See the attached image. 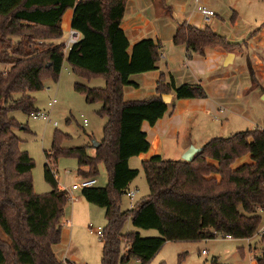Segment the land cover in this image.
Listing matches in <instances>:
<instances>
[{"label": "trees", "instance_id": "obj_1", "mask_svg": "<svg viewBox=\"0 0 264 264\" xmlns=\"http://www.w3.org/2000/svg\"><path fill=\"white\" fill-rule=\"evenodd\" d=\"M128 0H0V64L11 66L0 73V264H72L59 261L53 248L62 238V220L70 197L58 186L45 166V179L53 191H34L33 159L20 151L15 131L25 129L10 113H38L33 93L44 90V81H58L65 62L73 73L87 80L103 78L105 88L76 84L87 104H101L98 117L105 119L100 146L75 149L61 147L69 137L56 131L49 161L74 157L83 178H95L103 166L109 176L107 188L82 191L90 204L105 210L101 264H129L133 259L149 264L168 243H197L218 237L250 240L260 230L264 210V130L241 132L209 141L192 162L154 156L142 163L149 196L130 211L121 210V199L140 175L129 161L151 149L147 123L155 127L172 115L182 100H205L201 85L177 86L175 78L163 75L156 85L157 97L126 102L124 89L139 86L134 76L158 71L163 45L143 40L132 47L121 28ZM73 10L72 29L81 35L67 55L62 20ZM171 14V12H170ZM264 28V22L251 37ZM174 45L187 47L190 55L205 56L206 50L231 51L239 46L211 28L185 24ZM43 47V50H38ZM252 84L257 77L251 65ZM163 95L174 96L172 104ZM18 96V98H17ZM95 154L90 155L89 151ZM250 156V163H237ZM88 172H85V170ZM128 220L140 231L155 230L158 238H143L139 232L124 234ZM262 249L256 264H264ZM126 247L127 251H124ZM212 264H219L218 260Z\"/></svg>", "mask_w": 264, "mask_h": 264}, {"label": "rangeland", "instance_id": "obj_2", "mask_svg": "<svg viewBox=\"0 0 264 264\" xmlns=\"http://www.w3.org/2000/svg\"><path fill=\"white\" fill-rule=\"evenodd\" d=\"M200 1L205 5V2L209 1L210 5L207 6L217 15L211 22V29L224 37L230 45L239 46L227 51L231 54L241 51L244 41L250 40L251 34L260 27L261 19H264V0ZM187 2L188 15L195 12V22L200 26H205L206 24L201 22L197 12L196 1L188 0ZM163 46L167 47L165 43ZM43 49V47H39L38 50ZM243 56L245 57L246 54L243 53ZM181 67L183 68V66ZM9 69L11 66L0 64V73L9 71ZM76 84L89 88H105L103 78L90 80L82 78L73 73L69 64L65 62L57 82L52 78H47L44 81V90L31 94L35 99L36 109L39 113L47 116L48 121L34 120L30 115L21 112H13L9 116L25 128L16 130L15 133L21 141L20 151L28 153L35 163L31 174L35 193L46 195L53 191L52 185L45 179V166H48L58 182L59 188L65 190L71 197L65 211L64 222H62L61 242L53 248L57 259L62 262L71 260L75 264H101L102 239L92 233L90 228H102L103 230L106 228L105 210L88 203L82 197L81 191L71 192V187L83 179L76 158L62 157L58 161L47 159V154L52 150L56 131L69 137L61 145L64 149L81 148L88 143V146H92L93 142L99 143L103 139L106 120L97 115L102 105L87 104L85 97L75 90ZM262 93L263 90L260 87L252 86L250 75L240 74L237 76L233 88L224 91V96L219 92L213 93L216 101L223 99L221 106H224V109H221L222 112L219 111L215 116L198 113L197 118L191 119L192 123L186 122L187 125L181 128L177 138L163 137L161 148L163 158L180 161L184 154L179 156L175 153L180 146L188 147V150L191 147L203 148L205 143L207 144L215 138H228L256 129L264 130V95L262 96ZM53 101L57 103L55 106L49 107ZM204 120L207 121L203 122ZM55 124L58 126L55 127ZM130 166L131 169L139 170L140 175L130 187V191L137 190L135 201L132 202L127 195L121 199L120 206L124 212L133 210L150 194L142 164L135 159ZM99 171L96 177L98 182L96 187L107 188L109 176L103 167H100ZM259 215L261 216L260 230L250 240H228L218 237L214 240L197 243H168L149 264H212L216 260L219 264H255V254L260 255L262 249L260 239L264 231V210ZM66 221L70 223L65 225ZM135 232H139L143 238L160 237L155 230L140 231L135 229L132 221L128 220L123 233ZM0 239L5 240L1 228ZM249 248H253V252ZM124 251H127L126 247ZM204 251L207 253L205 256L203 255ZM129 264L142 263L133 259Z\"/></svg>", "mask_w": 264, "mask_h": 264}, {"label": "crops", "instance_id": "obj_3", "mask_svg": "<svg viewBox=\"0 0 264 264\" xmlns=\"http://www.w3.org/2000/svg\"><path fill=\"white\" fill-rule=\"evenodd\" d=\"M187 1L188 0H128L127 2L121 28L131 43L129 52L131 53L132 47L143 40H153L156 44L160 42L162 45L165 43L167 47L164 48L163 46L161 60L158 64V71L131 78V82L137 84L139 88L126 87L124 89V100L126 102H138L148 101L157 97L156 85L158 81L163 75L168 76L169 74L175 78L178 87L182 85H201L208 94V98L205 100L178 101L172 115H167L153 128L145 123L143 125V131L148 135L151 149L148 153L142 154L138 158L131 159L129 161V166L135 159L138 163L142 164L143 162L149 161L154 156H162L161 148L163 137L177 138L181 128L187 125L186 122L192 123L193 120L191 119L197 118L199 115L198 113L215 116L219 111L222 112L221 109H224V106H221L223 99L216 101V97H213V93L219 92L224 96V91H229L230 88H233L237 76L240 74L249 75V65L252 66L257 77V85L252 84V86L260 87L263 90L262 96L264 95V28H262L258 34L252 36L249 41H244V46L240 49L241 51L232 53L234 59L232 64L228 66H225V62L228 55L231 53L222 48L207 49L203 57L199 55H190L185 45H174V38L181 27L173 20L172 15L176 12L184 14L186 19L185 24L198 29H204L206 27L211 28V24L205 26L197 24L195 22V12L188 15ZM195 1L196 6H198V4L204 6L210 5L209 1L205 2L206 5L200 0ZM73 15V10L67 11L64 15L62 20L64 37L59 42H55V44H63L65 46L67 43L70 31H72ZM200 20L201 22L203 21L201 17ZM263 22L264 19H261V24ZM242 51L244 55L246 54L245 57ZM64 54L67 55L68 53ZM181 66H183V68ZM96 89L100 88L97 87ZM205 121L207 120L203 122ZM185 130L187 129L185 128ZM187 150L188 147L180 146L175 153L180 156L181 154H185ZM89 154L92 156L95 154V151L90 150ZM250 161V156H248L241 159L237 163V166L250 163ZM130 168L132 167L130 166ZM85 171L87 172L88 170L86 169ZM130 187L128 191H130ZM135 192H137V190H135ZM63 220L62 222H64ZM68 221H70L69 218ZM68 221H66L65 225L70 223ZM61 226H63L62 223ZM253 250V248L250 249L251 252H253ZM256 255L257 254H255V256ZM66 261L75 264L71 260Z\"/></svg>", "mask_w": 264, "mask_h": 264}, {"label": "built area", "instance_id": "obj_4", "mask_svg": "<svg viewBox=\"0 0 264 264\" xmlns=\"http://www.w3.org/2000/svg\"><path fill=\"white\" fill-rule=\"evenodd\" d=\"M197 12L206 25L211 24L212 20L217 17L214 10H212L211 8H209L207 6L201 5V4H198ZM80 39H81L80 33H78L77 31H74L72 29V31H70L69 39H68L67 43L65 44L64 53H68L69 51H71L73 46H75L76 44L79 43ZM56 103H57L56 101H53L52 103L49 104V107L55 106ZM30 116L34 120L48 121V117L43 115L42 113H39V112L33 113ZM57 126H58V124H55V127H57ZM86 126H87V122H86ZM97 184H98V182L95 178H83L77 184H74L71 187V192L72 193L73 192H80V191L82 192L84 190L93 189L97 186ZM126 195L130 198V200L132 202L135 201V197H136L135 192L127 191ZM90 231L92 233L96 234L100 239H102L104 237V230L102 228L93 229V227H91ZM226 239L233 240L232 237H226ZM206 254L207 253L204 251L203 255L205 256Z\"/></svg>", "mask_w": 264, "mask_h": 264}, {"label": "water", "instance_id": "obj_5", "mask_svg": "<svg viewBox=\"0 0 264 264\" xmlns=\"http://www.w3.org/2000/svg\"><path fill=\"white\" fill-rule=\"evenodd\" d=\"M173 20L179 25V27H183L186 23L185 15L182 13H174L172 15ZM234 59L233 54H229L227 57V60L225 62V66H228L229 64H232ZM163 102L165 104H170L172 102L173 96L172 95H163L162 96ZM264 101V96H263ZM95 149H97L100 146V143L93 142L92 144ZM202 151L201 148H195L191 147L183 156L182 160L186 162H192L197 154H199Z\"/></svg>", "mask_w": 264, "mask_h": 264}]
</instances>
